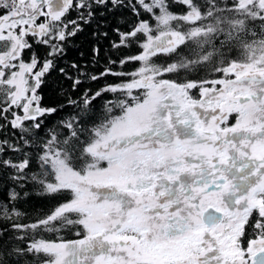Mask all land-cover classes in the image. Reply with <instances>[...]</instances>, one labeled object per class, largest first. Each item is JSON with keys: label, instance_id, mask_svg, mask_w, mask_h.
<instances>
[{"label": "snow or ice", "instance_id": "1", "mask_svg": "<svg viewBox=\"0 0 264 264\" xmlns=\"http://www.w3.org/2000/svg\"><path fill=\"white\" fill-rule=\"evenodd\" d=\"M173 2L183 11H172L170 0H0L7 10L0 15V119L19 133L15 143L0 140V154L5 146L20 154L0 166L12 170L10 179L21 189L31 182L40 194L71 197L36 223L13 222L12 229L24 233L17 240L33 235L26 249L0 251V264L13 253L30 254V264H264V0ZM120 8L137 16L142 9L155 20V27L141 18L128 32L116 29L120 43L113 46L138 43L142 51L127 59L140 67L111 73L130 75L129 82L85 92L82 105L71 97L67 103L89 116L103 93L125 98L106 102V117L90 129L77 130L72 116L62 122L63 139L54 128L47 139L39 137L40 118L57 112L42 107L37 93L54 63L46 58L33 71L39 60L35 54L22 60L31 47L25 37L37 38L55 57L61 42L82 30L80 21L89 23L98 9L103 16ZM71 10L78 20L64 19ZM236 46L244 59L227 57L225 50ZM159 55L171 62L157 63ZM207 65L222 78L188 77ZM80 83L75 79L73 90ZM86 131L88 139L81 140ZM33 147L40 149L41 172L29 175ZM19 197L8 192L11 202ZM0 208L5 220L22 215L14 204L11 211ZM69 226L77 239L60 235ZM248 227L253 234L245 248ZM41 231L56 238H36Z\"/></svg>", "mask_w": 264, "mask_h": 264}, {"label": "trees", "instance_id": "2", "mask_svg": "<svg viewBox=\"0 0 264 264\" xmlns=\"http://www.w3.org/2000/svg\"><path fill=\"white\" fill-rule=\"evenodd\" d=\"M10 2L11 0H9ZM170 3L172 11L177 13L183 11L182 6L175 4L173 0H170ZM6 11V9L0 8V15L6 14ZM100 11L101 9L97 10L96 15L89 23L80 21V28L82 30L77 32L75 36H69L65 41L61 42V47L63 48L62 54L50 57L47 55L50 51L47 45L39 44L37 46L40 65H43L46 58L52 59L54 63V67L42 77L43 83L37 89V93L41 97L40 105L42 107L57 108L56 113L40 118L43 123L37 135L41 138L47 139L46 133L49 129L54 128L62 134L61 139H63L64 135L67 134V129L63 128L62 122L72 116L78 117L74 122L77 130L81 126L85 129H90L95 124H98L107 115L104 109L105 103L124 99V96L120 93H103L92 102V113L89 116L81 115L82 108L68 104V98L71 97L82 105V97L85 92H88L89 96H91L106 85H117L129 82L132 79L130 75L118 76L112 75L111 73H132L140 67L139 62L127 59L142 51L138 43L132 42L128 47L113 46L114 44L118 45L120 43V35L116 29H119L120 32H128L141 18L147 19L155 27V20L149 14L143 12L142 9H139V16L133 14L130 8H120L111 12L104 10L105 15L103 16L99 15ZM64 19L66 21L78 20V12L71 10L66 14ZM71 27L69 25V29ZM104 33H107V35H104ZM95 50H98V52ZM225 51L229 59L241 60L246 57V53L241 46L233 47L230 50L226 49ZM153 59L157 63L171 62V58L163 55H159ZM122 60L126 62L121 64ZM72 64H76L78 67L74 69L71 67ZM212 67V65H207L200 68L197 72L188 73L187 75L192 79L222 78V74L213 72ZM61 68H64L67 76H71L72 79H68L66 75L62 74L60 72ZM92 75H96L99 78L92 80ZM181 75L183 76L184 74L182 73ZM75 79H80L81 83L73 90L72 85ZM136 92L137 90H134V94ZM193 92L199 93L198 90H193ZM119 112V108H114V115H118ZM7 116L9 119L10 114H7ZM27 123L30 124L31 122ZM0 124L6 125V127L0 128V140L8 139L10 142L15 143L18 140L19 133L11 129L6 120L0 119ZM89 135L90 132H83L80 135V139L86 141ZM28 151L31 153L29 175L32 172H41L39 164L37 163V153L40 149L33 147L28 149ZM75 155L78 157L79 153L77 152ZM19 158L20 154L12 153L6 146L4 152L0 154V160L12 159L16 161ZM75 163L79 166L81 161L76 159ZM11 174V169H5L0 166V205L6 204L9 211H11L14 204L15 209L22 213V215L14 220H5L3 218L2 208H0V251H11L14 247L26 249L31 240L33 234L30 232L23 241L17 240L15 237L17 235H24V233L15 232L11 227L13 222L21 224L36 223L40 218L50 214L59 204L67 202L71 198L67 192H62L57 195L40 194V186L31 182H26L25 187L21 189L16 182L10 179ZM11 190L20 193V197L15 202L8 200V192ZM24 192L28 193L27 197L23 195ZM75 231V228L69 226L62 229L60 235L64 239H68L69 235ZM40 237L55 239L56 233L41 231L36 234V238ZM6 259L8 264H30L33 257L27 253L23 255L13 253L11 256H6Z\"/></svg>", "mask_w": 264, "mask_h": 264}, {"label": "flooded vegetation", "instance_id": "3", "mask_svg": "<svg viewBox=\"0 0 264 264\" xmlns=\"http://www.w3.org/2000/svg\"><path fill=\"white\" fill-rule=\"evenodd\" d=\"M2 15H4V14H2ZM43 20H44L43 17H39L38 18V22H43ZM25 39L28 40V42L30 43L31 47L30 48H26V49L23 50V52H22V60L24 62H31V57H32L33 54H35L37 56V58H38L37 46L39 44L36 42V39L37 38H34L32 36H27V37H25ZM4 50H5V42L0 41V52H3ZM38 60H39V58H38ZM42 66L43 65H40V62H39L38 68L37 69H34L33 71L39 70V68L42 67ZM193 94L197 98L199 97V93L193 92ZM4 99H5L4 94H3L2 91H0V109H2L5 106L4 103H3ZM13 110L17 111V113L19 115H23V112L21 110H19V109H13ZM11 111L12 110H10V112L8 113V114H10V117H9L8 120L13 119V117L11 115ZM232 122L234 123V119H232ZM252 234H253V229L251 227H248V236H246L244 238V246H245V248L247 247V240L252 238ZM77 238L78 237H76L74 235V232L71 233L69 235V237H68V239H77ZM249 264H251V261H249Z\"/></svg>", "mask_w": 264, "mask_h": 264}, {"label": "rangeland", "instance_id": "4", "mask_svg": "<svg viewBox=\"0 0 264 264\" xmlns=\"http://www.w3.org/2000/svg\"><path fill=\"white\" fill-rule=\"evenodd\" d=\"M45 11H47V9H45ZM102 166H103V163H102Z\"/></svg>", "mask_w": 264, "mask_h": 264}]
</instances>
